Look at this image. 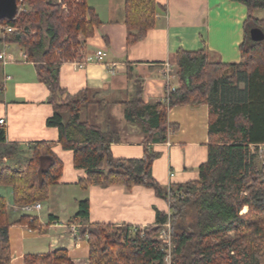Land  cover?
<instances>
[{
  "label": "trees",
  "instance_id": "trees-1",
  "mask_svg": "<svg viewBox=\"0 0 264 264\" xmlns=\"http://www.w3.org/2000/svg\"><path fill=\"white\" fill-rule=\"evenodd\" d=\"M235 1L248 8L240 63L215 61L207 48L180 49L176 73L180 86L167 87L165 99L153 104L143 101L141 79H136L133 96L123 104L126 120L140 126L145 135L139 159L115 158L111 143L119 140L118 135L83 121L80 110L91 100L70 94L60 84L61 64L77 57L80 35L92 36L100 24L87 2H71L65 11L52 0H27L31 10L0 20L18 27L1 40L24 49L36 65L38 79L51 91L53 115L47 125L59 129L63 148L73 150L75 166L86 170V177L79 179L81 188L140 185L153 188L169 202V213L158 212L157 223L143 230L124 225L108 232L106 227L114 225L101 223L83 228L89 264H164L165 253L156 236L169 220L177 243V264H264V159L260 152L264 147V40L254 41L250 35L253 27L264 31V20L253 14L264 8V0ZM158 8L157 0H125L127 46L155 27ZM182 104L209 107L208 159L199 168V179L166 190L153 176L158 154L150 146L165 142L170 132L178 130L168 115ZM53 146V141L30 144V156L23 165L24 149L17 141H7L6 128L0 124V186L12 188L15 205L48 200L50 186L60 180L63 170ZM88 215L89 200H80L77 216ZM16 223L43 227L30 215L11 222L7 200L0 196V264H11L9 229ZM228 232L235 238H223ZM52 254L56 264H74L64 251L39 257L44 260Z\"/></svg>",
  "mask_w": 264,
  "mask_h": 264
},
{
  "label": "crops",
  "instance_id": "crops-1",
  "mask_svg": "<svg viewBox=\"0 0 264 264\" xmlns=\"http://www.w3.org/2000/svg\"><path fill=\"white\" fill-rule=\"evenodd\" d=\"M85 1L100 24L84 40L78 58L61 64L60 84L70 94L91 100L80 110L83 121L118 135L119 140L111 143L115 158L139 159L144 154L145 135L140 126L126 120L123 104L133 96L137 78L141 79L143 101L153 104L165 99L167 87L180 86L176 74L180 49L195 52L207 48L213 60L226 64L243 60L240 45L245 38L248 8L239 1L157 0L155 27L130 47L125 0ZM253 14L264 20V8ZM3 37L0 29V52L5 51L10 59L6 64L0 60V119L6 120L3 126L7 141L21 144L25 153L23 165L30 156V144L37 141H53V150L63 162L60 180L50 186L48 200L35 213L43 227L11 225V264H41L39 256L58 251H64L74 264H89V244L83 228L91 223L140 228L153 225L158 212L169 213V202L153 188L140 185L130 189L119 184L81 188L79 179L86 177V170L75 166L73 150L63 148L59 129L47 125L53 115L51 91L38 79L35 63L24 59V49L2 41ZM99 50L105 51L106 56L91 60ZM165 63H170L173 70L169 81L162 75ZM168 120L177 124L178 130L170 132L165 142L150 146L158 154L153 162V176L166 190L199 179V168L208 159L209 107L176 105L169 111ZM5 193L0 196L6 198L10 215L21 214L11 218V222H16L26 213L11 204V187H6ZM85 199L89 200V215L78 217L79 201ZM58 220L76 224L77 233L55 224ZM42 261L56 264L53 254Z\"/></svg>",
  "mask_w": 264,
  "mask_h": 264
},
{
  "label": "built area",
  "instance_id": "built-area-1",
  "mask_svg": "<svg viewBox=\"0 0 264 264\" xmlns=\"http://www.w3.org/2000/svg\"><path fill=\"white\" fill-rule=\"evenodd\" d=\"M18 1V12L16 17L24 11L28 10V7L26 5V3L23 0H17ZM81 0H58V2L60 4L63 5V7H67L69 2H80ZM0 29L1 32L3 33V36H5L8 33H11L13 31H16L18 29V27L15 26H10L8 24H0ZM24 59L28 60L29 56L28 54L23 51L22 53ZM106 56V52L103 50H99L96 53L95 57H90L91 60L94 59H98V60H102L104 57ZM0 60H2V62L4 64L8 63L10 61V59L6 56L5 51H1L0 52ZM172 66L170 63H165L164 64V68L162 71V75L163 77L169 81L171 75H172ZM174 89V88H171ZM6 123L5 118L0 119V124L4 125ZM21 210L26 212L27 215L30 216H35V213L37 211H40L42 209V202H34V203H30V204H26L23 206H20ZM55 224L63 226L67 229H69L71 232L77 233L78 231V226L76 224L70 223V222H64L62 220H58L55 222ZM30 228V227H29ZM31 229V228H30ZM158 240L161 241V249L162 251H164L165 256H164V260L163 263L164 264H177V262L175 261V245H174V239H173V235H172V225H171V220H169L168 222H166L165 224H163V229L161 230L159 236H158Z\"/></svg>",
  "mask_w": 264,
  "mask_h": 264
},
{
  "label": "rangeland",
  "instance_id": "rangeland-1",
  "mask_svg": "<svg viewBox=\"0 0 264 264\" xmlns=\"http://www.w3.org/2000/svg\"><path fill=\"white\" fill-rule=\"evenodd\" d=\"M25 3H26V5H27V7H28V10H31V6H30V4L27 2V0H23ZM52 1H54L55 3H57V4H60L59 2H58V0H52ZM69 3H71V2H69ZM69 3H68V5H69ZM73 3V2H72ZM75 3H77V2H75ZM61 5V8L63 9V10H68V5H67V7L65 8V7H63V5L62 4H60ZM252 23V22H251ZM21 28H24V25H22V26H19V29H21ZM86 39V37L85 36H83V35H80V41H81V44H80V46L78 47V55H77V57H75L74 59H76V58H78V56H79V54H80V51H81V49H82V47H83V43H84V40ZM240 87H244V84L243 83H241L240 84ZM260 152H261V159L263 160L264 159V147L262 146L261 148H260ZM5 162L6 163H10L11 164V162L9 161V160H5ZM262 163V161H259V164H261ZM5 189H6V187H4V186H0V195H5L6 193H5ZM9 190V189H8ZM13 203V200L11 199V204ZM14 204V203H13ZM246 210H247V208H245V210H244V212H246ZM21 212H23V213H26V212H24V211H22L21 210ZM27 214V213H26ZM25 214V215H26ZM16 215V216H15ZM20 213L18 212V213H12L11 215H10V212H9V219H10V221H12V219L11 218H14V219H16V218H19L20 217ZM171 225H172V222H171ZM116 227H120V226H113V227H106V230L108 231V232H114L115 231V228ZM144 228H141V230H143ZM172 233H173V231H172ZM160 234V233H159ZM159 236V235H158ZM158 236H156V237H158ZM223 238H225V239H228V240H230V239H234L235 238V234L233 233V232H228V234L227 235H224L223 236ZM158 239V238H157ZM174 239V238H173ZM159 241V243L161 244V241L160 240H158ZM174 245H175V249H176V245H177V243H176V241H175V239H174ZM174 258L176 259V260H178L177 258H178V254H177V252L175 251V256H174ZM40 263L41 264H43V261L41 260L40 261Z\"/></svg>",
  "mask_w": 264,
  "mask_h": 264
},
{
  "label": "water",
  "instance_id": "water-1",
  "mask_svg": "<svg viewBox=\"0 0 264 264\" xmlns=\"http://www.w3.org/2000/svg\"><path fill=\"white\" fill-rule=\"evenodd\" d=\"M18 12L17 0H0V20L13 19ZM252 40H264V31L259 27H253L250 31Z\"/></svg>",
  "mask_w": 264,
  "mask_h": 264
}]
</instances>
